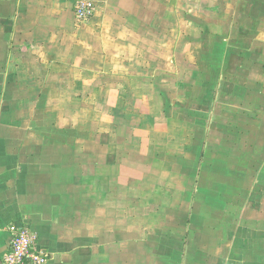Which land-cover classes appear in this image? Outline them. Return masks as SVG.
Listing matches in <instances>:
<instances>
[{"label": "crops", "instance_id": "0c3cea01", "mask_svg": "<svg viewBox=\"0 0 264 264\" xmlns=\"http://www.w3.org/2000/svg\"><path fill=\"white\" fill-rule=\"evenodd\" d=\"M0 0V263L264 264V0Z\"/></svg>", "mask_w": 264, "mask_h": 264}, {"label": "built area", "instance_id": "2783aa9c", "mask_svg": "<svg viewBox=\"0 0 264 264\" xmlns=\"http://www.w3.org/2000/svg\"><path fill=\"white\" fill-rule=\"evenodd\" d=\"M95 11V0H77L76 16L80 21L90 18ZM11 246L0 264H46L48 250L39 245L37 232L26 225L11 226Z\"/></svg>", "mask_w": 264, "mask_h": 264}, {"label": "rangeland", "instance_id": "374dc122", "mask_svg": "<svg viewBox=\"0 0 264 264\" xmlns=\"http://www.w3.org/2000/svg\"><path fill=\"white\" fill-rule=\"evenodd\" d=\"M74 10H75V9H74ZM90 18H91V17H90ZM90 18L85 19V20H83V21H80V24L86 23V21L89 20Z\"/></svg>", "mask_w": 264, "mask_h": 264}]
</instances>
